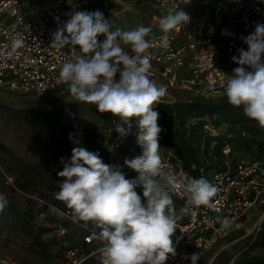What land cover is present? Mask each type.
Instances as JSON below:
<instances>
[{"label": "clouds", "instance_id": "obj_1", "mask_svg": "<svg viewBox=\"0 0 264 264\" xmlns=\"http://www.w3.org/2000/svg\"><path fill=\"white\" fill-rule=\"evenodd\" d=\"M67 16L66 21H58L50 45L75 52L61 65L60 79L75 101L118 117L114 131L122 140L134 135L140 154L124 159L123 166L136 173L127 178L121 165L105 163L99 152L79 146L82 141L70 133L76 146L70 158L59 159L63 168L57 172L55 199L97 230L104 242L102 264H166L170 255H176L173 235L179 217L170 194L174 179L165 171L159 143L164 129L158 124L156 107L166 88L151 78L148 50L153 28L114 29L112 17L105 18L100 10H73ZM189 21L184 8L163 14L158 21L162 46L170 43L171 32ZM241 39L247 49L241 47L231 57L236 67L228 74L225 96L232 107L264 128V23H257ZM22 44L21 39L13 41V47ZM179 187L187 199L179 210L182 215L193 207L209 206L217 193V187L203 176L185 175ZM7 204V197L0 193V212ZM184 259L198 264L200 253Z\"/></svg>", "mask_w": 264, "mask_h": 264}, {"label": "built area", "instance_id": "obj_2", "mask_svg": "<svg viewBox=\"0 0 264 264\" xmlns=\"http://www.w3.org/2000/svg\"><path fill=\"white\" fill-rule=\"evenodd\" d=\"M127 1L149 4L165 13L184 8L190 16L185 26L169 34L168 46L161 44L159 27L149 37L152 40L148 50L152 56L151 78L166 88L156 110L225 94L228 74L236 67L231 57L237 55V49H247L241 36L252 33L257 23H264V0ZM90 3V0H0V87L37 97L69 92L60 79V68L74 58L75 52L69 48H52V33L59 26L58 21L67 20V13L90 11ZM102 12L110 15L113 8L105 6ZM160 18L152 15L151 23L158 25ZM15 39L23 41L21 47H13ZM118 119L108 115L93 152H99L105 163L121 165L126 177L134 178L136 173L123 166V161L140 154V148L134 135L119 138L113 124ZM159 126L164 129L159 141L162 162L174 179L170 194L179 217L173 235L176 255H170L166 264H191L184 259L186 255L200 253L201 257L215 241L238 228L249 212L264 213V160L248 159L234 151L231 144L224 143L214 163H186L166 143L170 128ZM205 130L211 132L208 127ZM185 175L205 177L217 187V193L209 206H196L182 215L179 210L187 199L179 185ZM5 184L12 186V178L5 177ZM52 211L82 231L80 244L65 251L64 264H102L104 242L94 226L80 221L68 210L52 207ZM66 234L65 228L57 229L50 238L60 241Z\"/></svg>", "mask_w": 264, "mask_h": 264}, {"label": "rangeland", "instance_id": "obj_3", "mask_svg": "<svg viewBox=\"0 0 264 264\" xmlns=\"http://www.w3.org/2000/svg\"><path fill=\"white\" fill-rule=\"evenodd\" d=\"M90 2V11L113 8V16L103 14L112 17L114 29L151 25L155 33L158 25L151 23V16L165 14L127 0ZM157 111L158 124L170 128L166 143L186 163H214L224 143L248 159L264 160V128L232 107L225 94ZM109 114L75 101L70 92L37 97L0 87V193L8 200L0 212V264H64L65 251L80 244L81 229L52 211L55 207L74 214L55 199L57 172L63 168L59 159L70 158L76 146L70 133L82 141L79 146L93 151ZM8 176L12 186L5 184ZM64 228L62 240L50 238L52 231ZM198 264H264V213L249 212L238 228L209 247Z\"/></svg>", "mask_w": 264, "mask_h": 264}]
</instances>
